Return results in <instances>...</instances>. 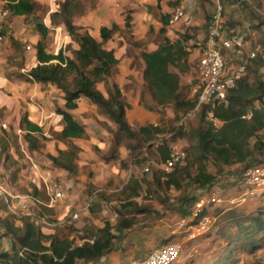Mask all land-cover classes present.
<instances>
[{"label":"trees","instance_id":"trees-1","mask_svg":"<svg viewBox=\"0 0 264 264\" xmlns=\"http://www.w3.org/2000/svg\"><path fill=\"white\" fill-rule=\"evenodd\" d=\"M181 1L176 0L171 6L178 7ZM93 4L94 0H65L56 4L55 10L48 15V25L63 26L68 36L77 44L76 50L67 47L71 57L66 56L63 49L56 55L46 53L43 40L49 30L43 23H35L40 37L35 46L37 65L27 74L29 82L53 86L62 95L64 105L63 108L56 109V114L61 118L60 138L68 142V147L58 151L56 156L47 154L46 158L53 166L70 175L75 173L74 160L80 152L73 141L87 139L84 126L70 114L77 108V102L82 97L95 105L114 126L112 129L105 123L102 124L106 131L112 134L111 155L106 161L118 160L119 149L123 147L128 151L133 166H144L155 156L152 152L154 142L158 141V135L165 131L161 123L146 124L133 129L126 119L128 105L123 100L121 90L117 86H107L105 98L96 88L98 83L105 82L111 76L119 63L113 51L104 49V44L113 37L118 28L115 25L110 28L102 27L98 42L87 30L74 26L73 18L84 15ZM220 4L223 19L228 8L238 5V9L247 14L249 24L256 28L251 21L254 18L259 19L256 12V9L261 8L259 0H220ZM37 7L34 0H7L4 9L8 12L9 19L31 18L35 15ZM210 19L211 16L204 27L206 36ZM259 23L264 25V22ZM167 24L168 20H165L164 25ZM238 24L235 22L232 27ZM126 28H129L127 20ZM161 32L164 33V30ZM193 34L195 28H189L177 40L164 38L156 51L142 53L140 56L144 63L142 78L151 108H172L176 114L173 119L168 120L173 127L171 133L168 132V137L161 138L156 148L163 154L161 163L169 157V144L182 136L189 142L184 150V161L176 164L168 174L150 166V174L144 173L139 178L130 177L117 193L108 197L98 194V197L108 203L117 201L118 205L113 208L116 217L113 223L105 221L102 228L92 225L86 227L82 235L77 237L89 239L90 242L80 246L70 239L73 234L71 225H66L65 230L45 234L42 229L47 225L34 222L32 216L43 218L45 213L48 214V208L44 204L47 196L41 186L29 183L27 190L23 192V195L31 199L28 207L30 215L11 214L0 195V211L6 213L4 217L0 216V226L5 231L2 237L10 242V249L0 253V264H96L114 249L115 242L120 240L126 231L134 227L145 228L149 224L147 221L153 217L151 200L158 201L163 209H169L183 217L191 216L193 207L205 194L204 190L209 191L215 184L216 176L206 171L205 165L210 160L215 167L243 163L244 171L262 163V160L254 158V154L264 153V138L256 137L264 119V83L260 80V73H264V50L259 51L256 58L250 61L245 75L237 82L235 89L228 93L227 107L204 105L197 112L196 115L202 122L208 111L224 120V125L219 131L214 133L210 128L204 129L200 125L197 128L190 126L189 129H184L183 125L178 126V121L194 109L197 101L195 95L190 96L188 86H180V75L190 71L189 55L193 45L189 46V42L195 38ZM227 34L230 37L235 35L232 30ZM248 110L250 118H243ZM20 128L24 132L22 140L26 143L28 151L39 153L43 148L42 142L46 141L40 128L29 122L26 117L21 118ZM7 136L12 138L13 143L16 142L17 136L4 130L3 136L0 137V157H4L2 165L6 167V171H11L14 161L7 152ZM252 138L257 140L250 146L249 141ZM121 164L125 165L126 162ZM220 171L218 168V174H221ZM11 176L12 182L15 181L14 170L11 171ZM143 187L146 196L141 200L147 203L142 202L139 205L134 198L140 196ZM172 192L173 196L170 194ZM91 206L93 208L95 203L92 202ZM209 206L213 205L204 206L201 213H208L206 209ZM215 211L220 212L217 209ZM45 219L47 222H54L53 219ZM220 220L221 222L215 224V227H218L215 235L227 243V246L223 249L222 258L213 264H229L233 246L236 253L238 250H245L251 254L264 247V205L247 216L232 211ZM194 221L192 223H195Z\"/></svg>","mask_w":264,"mask_h":264},{"label":"crops","instance_id":"crops-1","mask_svg":"<svg viewBox=\"0 0 264 264\" xmlns=\"http://www.w3.org/2000/svg\"><path fill=\"white\" fill-rule=\"evenodd\" d=\"M40 5L48 7L52 0H34ZM64 2L65 0H61ZM176 0H94V4L84 15L73 18V25L83 28L98 42H100V29L102 27L110 28L112 25L117 26V31L113 37L104 44V49L113 51L114 57L118 60V65L113 70L110 77L104 82L96 85L98 91L106 98L107 86H117L122 93L124 102L128 105L126 110L127 122L132 127L143 126L146 124L156 125L158 115L149 109H145L143 105H151L147 96L142 72L144 63L140 59L142 53H151L158 49L164 38L171 41L177 40L189 28H195L194 39L189 42L192 46L197 41L206 40V31L204 25L212 13L209 3L211 0H182L180 5L186 13L185 20L175 29L170 30L164 25L168 20L173 6L171 4ZM56 8V7H55ZM54 7L48 8V14L43 20V24L48 28V34L43 40L45 51L48 54L56 55L60 49L64 50V41L70 39L63 26H56L55 32H50L48 27V15L55 10ZM234 8L239 11L238 6ZM256 11H259L256 9ZM234 14V13H233ZM236 14V13H235ZM239 15L232 16V19H240ZM126 20L129 28H126ZM8 22V21H7ZM16 20H12L5 26L9 33L4 35V42L0 44V112L4 114L11 113L17 117L21 123V118H25L40 128L42 135L46 141L42 142L43 148L40 153L29 152L27 145L22 144V136L24 132L20 126L15 132H10L17 136V140L21 138V151L30 154L27 157L33 162L32 157H42L43 152L46 155L56 156L58 151L66 150L68 142L60 138L62 126L60 116L56 114L57 108H63L64 101L62 95L53 86L40 85L28 81V72L37 65L36 51L34 50L40 37L35 32V24L28 21L27 27L21 31L16 30ZM30 25L32 27L30 28ZM249 29V28H248ZM164 30V33L161 31ZM15 31V32H14ZM251 35L250 30H248ZM233 37H241L242 32L234 28ZM12 33V34H11ZM58 34V37L56 36ZM192 35V36H193ZM56 36V37H55ZM223 37H229L223 33ZM243 40V38H242ZM72 41L69 40V43ZM249 49L251 42H247ZM55 44L56 49L49 52L48 48ZM28 48V49H27ZM32 48V49H31ZM78 48L74 43L73 50ZM202 49V48H201ZM201 49L194 48L189 55L190 71L188 74L180 75V86L191 87L194 84L192 79H196L195 67L201 55ZM258 49V48H255ZM259 50V49H258ZM260 51V50H259ZM258 51V52H259ZM69 54V52H68ZM65 54L66 56H69ZM226 60L229 62L231 54L226 52ZM7 62H13L15 65H8ZM176 73L175 70L172 69ZM262 74V72L260 73ZM185 77L182 83V78ZM47 89H50L48 92ZM54 93V96H52ZM190 96H193L192 94ZM153 110H156L153 108ZM73 118L84 126L87 139L74 140L73 144L80 149L77 159L74 160L75 173L70 175L53 164L44 157L41 168L50 170L54 182L61 187L65 193L63 201L59 202L52 208H48V217L53 219L49 228L42 229L45 234H53L55 230H65V226L71 225L73 234L78 231L81 234L83 230L90 225L102 228L105 221L113 223L116 214L113 210L118 205L117 201L106 202L98 194L108 197L117 193L129 180L134 176H141V169L128 163V174L125 169L120 167L121 162H126L128 151L125 148L119 149V159L114 162L106 161L105 156L109 150L110 134L106 128L102 126L105 123L108 127H112L104 115L97 112L95 105L85 98H80L77 102V108L70 112ZM0 124L10 125L8 117L0 120ZM3 130H0V137L3 136ZM8 133V130H5ZM5 139L8 144L7 152L12 156L14 164L12 170L15 171L16 177L22 172L18 157L9 152L10 139ZM45 150V151H44ZM31 157V158H30ZM34 161V162H35ZM36 163V162H35ZM11 171H6L7 174ZM8 172V173H7ZM32 175L30 169L29 172ZM10 179L12 176L10 174ZM16 183H21L19 178H15ZM27 183L29 179L27 178ZM12 183V182H11ZM1 184V183H0ZM7 194L12 196L24 197V193L10 192L7 186L1 184ZM137 204H144L141 197L134 198ZM87 201L95 203V209L92 210ZM151 202V201H150ZM152 203V202H151ZM45 205L47 204L44 203ZM30 203L28 202V207ZM93 207V208H94ZM19 207H17L18 210ZM153 214L152 222L145 228H133L124 233L123 237L115 242L114 249L96 264H127L132 261L143 260L156 248L160 247L171 238L178 236L177 226L171 229L170 224L177 221L179 224L190 216H181L169 209L162 210L160 204L152 203ZM77 214L78 218L72 220L71 216ZM5 211H0V216L4 217ZM46 217V216H45ZM45 217H43L45 219ZM163 217L164 219L157 222L155 219ZM163 221V222H162ZM70 236L74 240V244L80 246L81 241L89 239Z\"/></svg>","mask_w":264,"mask_h":264},{"label":"rangeland","instance_id":"rangeland-1","mask_svg":"<svg viewBox=\"0 0 264 264\" xmlns=\"http://www.w3.org/2000/svg\"><path fill=\"white\" fill-rule=\"evenodd\" d=\"M212 2H210L209 4L212 5L211 9L212 13L215 9V0H211ZM62 2L61 0H52L51 4L46 7L45 5H40L39 3H37L38 7H37V11L35 13V15L31 18H25V17H18V18H10L8 19V24L12 21V20H16V30L21 29L24 30V28L27 27V23L28 21L31 22V24H35L36 22H41L43 23L44 18L47 16L48 11L50 7H56V4ZM220 2V0H219ZM260 4H261V8L258 9L259 13V19L257 20V18H254L253 21H251V24L255 27H252L248 20L246 19L247 14H244L241 10H236V8H228L226 10L225 16H224V24L223 28H225L224 33L227 34L228 31L233 30L234 28L238 29L239 31L242 32V38L243 41L246 40L247 42H251L250 46L252 48H258L260 51L264 50V46H263V42H264V25L260 24L259 22H264V0H259ZM7 4V0H0V9H4L5 5ZM211 13V15H212ZM234 13V14H233ZM239 15L240 19H232V16L234 15ZM210 15V16H211ZM235 22H238V25H233ZM48 23V22H47ZM32 25H30V28L32 27ZM6 26V25H5ZM35 26V25H34ZM50 28V32L53 33H57L55 32V28L56 26H51L48 25ZM59 26V25H58ZM258 26V28H257ZM7 27V26H6ZM6 27H4V35L9 33V30L6 29ZM204 27H206V25H204ZM249 28V29H248ZM28 29V27H27ZM228 30V31H227ZM250 30L251 35L248 33ZM14 31V32H15ZM35 32L37 33L36 29ZM12 34V33H11ZM38 34V33H37ZM58 37V34L56 35ZM55 36V37H56ZM69 37V36H68ZM230 37V36H229ZM70 38V37H69ZM69 40L72 41V39H67L64 41V50H65V54H68L69 52V57H71V53L70 51L67 50V47L70 46L72 48V46H74V42L72 41L71 43H69ZM204 45V41H197L193 44V48H202ZM32 49V48H31ZM56 49V45L54 44L52 46H50V48H48L49 52H53ZM35 50V48H34ZM8 65H15L13 62H7ZM231 64V62H230ZM185 77L183 76L182 78V83L184 81ZM195 82V79H192ZM47 91L49 92L50 89H47ZM190 95H191V91H190ZM52 96H54V93H52ZM143 107L145 109H149V111H153L156 115H158V119H157V123H161L162 126H164V133H161L158 135V141L154 142V147L152 149L153 154L155 155L150 162H155L156 164H160L162 162V153L159 152L156 148L158 147V145L160 144L159 140L163 137H168L169 134H167L168 132L171 133V129L173 128L170 124H169V119H173L174 116L176 115L175 112L173 111L172 108H165V109H156L153 110L151 107V105H147V103H145L143 105ZM97 108V107H96ZM98 113H101L98 109H97ZM249 112V110L245 113V115H247V113ZM12 113V112H11ZM11 113L8 114H4L0 112V120H5V117H8L9 123L10 125H7L6 130H8V134H11L10 132H15L19 126H20V121L17 117L13 116ZM102 114V113H101ZM103 115V114H102ZM244 115V116H245ZM242 116V117H244ZM215 117V121H208L206 119V117L204 118V121H200L199 116H195L192 120H189L188 122H186V124H184L183 128L184 129H189V127L191 126L192 128H197L199 125L204 128H210L212 130V132L216 133L217 131H219L222 126L224 125V120H222L221 118L217 117L214 114ZM180 125V120L178 121V126ZM112 129H114V126L112 125L111 127ZM133 129H136V126L133 127ZM112 133V132H111ZM13 135V134H12ZM112 135V134H111ZM110 135V138L112 137ZM14 136V135H13ZM257 138H264V119H263V126L261 127V129L257 132L256 134ZM21 138H19V141L16 140V142H12V138L10 137V148H9V152H11L13 155H16L18 157L17 161L20 162V166H21V170L22 172L20 174H18L16 178H19L21 183H16V182H12V179H10V174H7L6 177V167L3 166V159L4 157H0V183L3 184L4 186L6 185L8 190L10 192H17V193H23L24 191L27 190L29 183H27V178L29 179V177L31 176L29 174L30 172V161L27 157H25V155L27 156L26 152L23 153L21 151ZM256 138H252L249 141V145L252 146L255 142H256ZM127 142V141H126ZM132 144V142H129ZM22 144L24 145V141L22 140ZM188 140L185 136H182L180 138H178L177 140L171 142L169 144V147H178L182 150H185L188 147ZM43 146V144H42ZM109 146H111V139L109 140ZM110 148L108 152L106 153L105 156L110 157L111 152H110ZM24 151L25 150V145L24 148H22ZM45 151V150H44ZM37 153V152H36ZM40 153V152H39ZM46 151L42 153V157L41 156H37L38 161H35V158L32 157L33 162L35 161L37 164L43 166L41 163L43 161H45L44 157L46 156ZM30 155V154H28ZM11 156V155H10ZM12 158V156H11ZM31 158V157H30ZM46 158V157H45ZM254 158L258 159V160H262L261 164H257V165H261L264 166V153L263 155H260L258 152H256L254 154ZM118 160H120L118 158ZM116 160V161H118ZM131 158L128 156L127 161H126V166L123 164H120V167L122 169H125V174H128L127 169H128V163L130 162ZM114 161V162H116ZM9 165V162H7ZM148 163H146L144 166L140 167L141 169V176L146 173V174H150L151 169L149 166V170L148 172H144V168L146 167V165H148ZM206 171L209 172L211 175H215L216 176V180H215V184L212 188H210L209 191H207V189L204 190L205 193L213 195L216 198V203H213V206H209L207 207L206 210H208V213L204 214L207 219L208 222L207 224H205L204 228H201L197 222L198 220L196 218H193L192 215L185 220L186 226L181 229L179 228L177 225V221L174 220L173 223L170 224L171 229H175V227L177 226L179 235L174 237L171 236L170 239H168V241L166 243H164L161 246H165L167 244L170 243H176L178 244L181 248H182V254L180 256V258H178V260L175 262V264H213L215 262H218V260L220 258H222L223 256V252H224V248L227 246V243L222 242L221 239H219L215 234L216 231L218 230V227H215L216 223L221 222V218L223 216H225L226 214H228L229 212H236L237 214L243 215V216H247L250 213H255V211L261 207L262 205H264V183L261 186H255L252 184H249L247 181L243 180L242 178V174L244 172V165L242 164H231V165H221V167H215L214 163L212 160H210V162H208L206 165ZM154 168L156 170H158L155 166ZM220 168V173L218 174L217 169ZM8 173V172H7ZM168 174V173H166ZM218 174V175H217ZM12 182V183H11ZM203 192V191H202ZM197 193H201V192H197ZM171 196L174 195V192L170 193ZM146 193H145V189L143 187L142 192L140 194L141 199L145 198ZM206 198V196H205ZM152 203H158V201H152ZM90 201H87V204L89 206H91ZM151 203V205H152ZM208 205V204H206ZM205 205V206H206ZM161 206V204H160ZM162 210L163 207L161 206ZM94 208H92V210H94ZM219 210L215 211V210ZM45 218L47 219H51L48 217V214L45 213ZM18 218H15V220H17ZM164 218L161 217H157L155 219V221L159 222L161 220H163ZM46 220V219H45ZM193 220H195V223H192ZM19 221V220H17ZM153 221L152 217L150 220H148L147 222L151 223ZM47 222V221H46ZM163 222V221H162ZM17 224H19V222H17ZM51 225V223L48 221L47 222V226H43V229H47L49 228ZM5 232L3 230V227L0 226V253L8 251L10 249V242L2 237V233ZM79 236L76 234V237ZM160 246V247H161ZM233 253H232V257L230 258L231 261H229V264H264V247L261 248L260 250L255 251L254 253H249L248 251L245 250H238V253H236L235 251V247L233 246Z\"/></svg>","mask_w":264,"mask_h":264},{"label":"built area","instance_id":"built-area-1","mask_svg":"<svg viewBox=\"0 0 264 264\" xmlns=\"http://www.w3.org/2000/svg\"><path fill=\"white\" fill-rule=\"evenodd\" d=\"M215 9L211 15L207 27V36L205 43L201 49V55L195 67L196 79L191 87V94L197 97L196 105L192 111L184 115L180 119V125L186 124L192 120L199 109L204 105L212 107L229 105L228 93L235 89L237 82L245 75L246 69L250 61L256 58L258 49H249L247 44L241 37H223V16L222 6L219 0H215ZM238 6V5H237ZM259 13V11H256ZM186 18L183 7L178 6L172 9L167 28L175 29ZM9 19L8 12L0 9V44L4 42V27ZM28 49V48H27ZM194 48H192L193 50ZM222 52H224L222 54ZM226 52L231 54L230 61L226 60ZM231 62V64H230ZM260 80L264 83V73L260 74ZM250 112L243 118L249 119ZM208 121H215L214 113L208 111L206 113ZM5 124H0V130H6ZM186 158V152L178 147H171L169 157L161 164L149 162L144 168V172H148L149 166H155L164 173H170L174 166ZM30 169L32 175L29 177V183L35 186H41L47 196L48 208L54 207L65 198V193L58 186L52 177L50 170L41 168L37 163L31 162ZM243 180L255 186H261L264 183V166L256 165L246 169L242 174ZM0 195L3 198L7 210L13 215L28 212V202L31 203L29 196H12L7 194L3 186L0 184ZM206 196V198H205ZM216 203L213 195L205 193L192 209L191 215L198 220L197 224L204 228L207 224V217L202 214V210L206 204ZM17 207L18 210H17ZM36 224L47 225V222L40 217L32 216ZM78 218L77 214L71 216L72 220ZM186 226L185 221H181L178 227L183 229ZM77 235L81 236L78 231ZM90 240L81 241L80 245L88 243ZM182 254V248L176 243H170L165 246L154 249L147 258L138 261H132L127 264H175Z\"/></svg>","mask_w":264,"mask_h":264}]
</instances>
